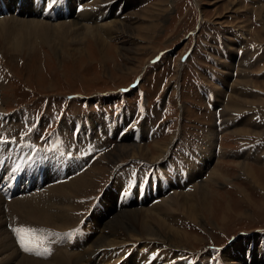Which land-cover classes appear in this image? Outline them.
<instances>
[{
    "label": "rangeland",
    "instance_id": "374dc122",
    "mask_svg": "<svg viewBox=\"0 0 264 264\" xmlns=\"http://www.w3.org/2000/svg\"><path fill=\"white\" fill-rule=\"evenodd\" d=\"M112 1L118 3L115 7L116 16L112 7L107 13L108 18L120 19L124 27L123 31L114 29V35L106 37L107 45L102 50L93 38L84 36L80 28L69 31L58 44H44L35 38L33 50H13L0 39V110L12 111L15 117L16 114H26L32 108L31 113L37 114L33 120H38L34 124L35 129L41 131L48 123L57 122L55 130H60L64 135H69L75 117L90 123L92 118L98 119L104 115L113 121H122L123 129L128 127L124 123L127 120L137 129L143 130L136 142L131 141L129 131H125L118 142L92 134L91 137L99 144L103 142L106 146V142L113 141V145L88 166L92 167L94 162L96 167L91 182L85 183L84 188L80 186L74 189L69 198L76 204L70 211L73 219L69 226H72L92 203V199L101 194L96 199L100 205L90 209L83 228L93 223L100 213H121L132 207V200L127 199L126 207L121 203L118 211H113L116 191L119 192L122 187L121 179L125 174L131 177L130 174L138 173L142 177L153 170L152 163L161 162L166 156L167 159L175 154L185 157L182 148L186 147H196L199 150L198 158L206 139H213L215 154L208 158L201 170L195 166L199 160L193 161L187 168L190 175L186 180L188 184L183 183L182 187L179 184L182 191H188L208 177L210 182L206 185L210 190V211L208 214L201 212L196 222L187 218L180 208L173 209L166 220L175 223V228L189 232L191 236L179 246L173 243L171 248L162 244L159 247L169 250L165 251L169 252L168 255L172 251L176 259L174 264H185L184 260H177V257L181 252L190 251L195 252L197 258H193L189 264H206L204 258L209 254L204 248L211 244L223 245L219 253L226 264L232 260L241 264H264V0ZM8 2L4 0V6ZM78 2L83 3V0ZM106 2L109 4V1ZM159 4L160 12L149 17ZM10 14L9 20L41 17L37 13L18 11L13 1L6 11H0V19ZM65 19L57 17L49 21L57 23ZM196 24L198 28L193 36H187V32ZM52 44L55 45L52 47ZM186 49L190 52L181 61L179 57ZM190 73L196 75L195 80H192ZM134 77L139 78L138 103H134L133 93L137 85L127 86ZM121 88H125L124 91ZM154 97L160 98L158 108L149 106ZM142 101L146 103L145 106ZM232 101L240 104L243 108L241 113L236 114L237 110L228 107ZM35 107L38 109L34 110ZM162 107L164 114H160ZM235 114L236 117L232 116ZM158 119L166 126L164 123L161 125ZM16 121L7 124L11 128ZM108 123L103 124L112 125L110 127L113 129L108 132L112 134L113 130L116 133L118 125ZM240 128L245 129V132H239ZM146 130L151 132L148 137L144 136ZM90 131L93 132V129ZM78 138L81 139L80 134ZM156 140L166 142L168 150L153 162L126 155L113 157L120 143L148 146ZM65 142L68 143V140ZM243 161L250 166L248 170L253 180L237 165ZM213 168H217L222 176H209ZM193 175H198V179L189 182ZM168 176L163 186L170 185L167 189L171 192L167 194H173L176 192L175 187L172 183L168 185V182L175 177ZM47 181L50 180L44 183ZM158 181L162 182L159 179L150 184L152 190V185H157ZM132 192H135V187ZM90 195L92 197L89 200L83 201ZM157 195L162 197L161 193ZM16 198L12 197L9 201ZM0 204V217L4 219L6 201ZM135 238L134 242L139 241ZM129 243L128 240L119 251V246L107 247L103 258L102 251L92 253L86 264H101L111 252L109 262H112L130 248ZM140 245L130 248L129 254L124 253L132 256L133 264ZM72 246L66 251L86 248L83 245ZM53 247L50 248L51 252L60 249L61 253L65 252L61 244ZM163 259L157 260V264H164Z\"/></svg>",
    "mask_w": 264,
    "mask_h": 264
},
{
    "label": "bare ground",
    "instance_id": "6f19581e",
    "mask_svg": "<svg viewBox=\"0 0 264 264\" xmlns=\"http://www.w3.org/2000/svg\"><path fill=\"white\" fill-rule=\"evenodd\" d=\"M3 1L4 0H0V11L6 10L7 6L10 7L11 1H13L14 8H17L18 11L22 10L31 14H44L40 0H9L6 6H4ZM106 1H109V4ZM110 1L111 0H83V3H80L78 2V0H56V3L52 4L51 6H56L57 15L59 17H63V19L66 18L65 21L67 22L61 21L52 23V21L50 22L45 17H38L39 19L34 18L30 20H16L12 18L11 20H9L12 15H5L0 19V39L4 43H6L7 46L9 45L11 49H22L23 51V49L29 50L33 47V40L36 41L35 38H38V41L44 44H58L57 42L62 40L63 36L69 31L80 28L84 31L83 35L93 38L95 40L94 43L98 46V48H101L100 50H102L107 45V42L105 41L106 37H111L112 35H114V29H117L119 31V29L122 30L124 27V23L123 21H120V19L116 17L108 18L107 13L112 7H114L113 14L114 16H116L115 7L118 4L116 1ZM78 3H80L81 5L77 6ZM160 5L161 4H159L158 7L155 8L154 12L149 17L155 15L154 13L158 14L160 12ZM98 15L99 20L97 19ZM146 15L148 16L147 10ZM68 17L69 19H67ZM117 24H119L118 27ZM102 42H106V44L100 46ZM53 45L55 44H52V47ZM100 52L102 53L103 51ZM228 107H231L235 111L237 110L236 114H239L241 113V111H243V108H241L240 104L234 101L230 102L228 104ZM236 114L232 116L236 117ZM234 117H232L231 119L236 120ZM94 125L95 126L92 127L93 129L98 127V123H95ZM102 129H106L107 131H109L113 128L103 125ZM238 131L245 132V129L240 128V130ZM208 139H206L207 141L204 143V147L202 146L200 157H198V163L195 164V166L199 170H201L202 165H204L208 158L215 154L213 151V139ZM166 144V142L158 140L150 143L148 146L142 144L139 146H131L123 142L117 146V150L114 152L113 157L118 158L119 156L126 155L131 157H140L148 160V162H153L156 159L162 157L163 152L168 150V146ZM11 150L13 151L12 147ZM11 156L12 154H10L9 158H5L4 162L2 163V167H4L6 159H11ZM93 164L94 165L92 167L87 168L89 169L87 172H83L81 174H78L77 176L70 177L69 179L67 178L62 183L51 184L48 187L45 186V188L36 195L12 199L11 201H9V203H7L8 201H6V210L5 212L3 211L4 219L0 217V264H86L90 259V254L100 253L102 251L101 257L103 258L105 253H107L105 251L107 247H125L128 240L130 242L129 244H132V242H134V236L137 237L135 238V240H139L138 243L139 245L141 244L140 247H142L143 249H147L149 247L150 250L155 251L161 244L163 246H166L167 248L172 246L173 243L174 245L179 246L180 243L182 244L183 242L187 241V239L191 235H189V232L181 231L175 228V223H170L169 221H167L166 219L168 218V215H170L169 213L173 209L180 208L181 210H183L182 212L186 214L187 218L197 222V216H199L201 212L203 214L204 212H207L208 214V212L210 211V205L208 202L210 190L206 185L208 182H210L208 177L203 181L196 183L194 185V188H190L188 191H182V188H179L180 186L178 184V179L180 178L179 174L178 176L172 174V176L175 177V182H172L176 190L175 193H170L171 195L167 193V195L165 193H161V191H164L167 185L163 186V181H158L157 185H152V192L155 193V195H153V198L157 197L156 202L148 204L149 199L152 198V196L150 195V190H148L147 193L143 194L142 191H144V189L139 192L137 191V188H135L134 196L132 195V197L129 198L126 196V198H122L121 201V203H124L126 207L125 202L127 201V199L132 200V207L128 211L121 213L112 212L111 214L105 215L101 213V215L98 214L97 218L99 221L97 220V218H94L93 223L87 225L84 228L86 230H91L90 235L86 234L84 236H81L83 240L81 244L78 242L74 243L75 246L83 245L84 247L86 246V248L80 247L78 251H66L68 247L62 245L61 248H63L65 252L62 251L61 253L62 249H60V251L58 252L54 250L50 252L49 255H36L35 253H28L21 250L14 243L10 235L11 233H9V230L5 227L7 220L9 219V222L11 221V218L15 217L17 223L32 224V226L42 227L45 229H47V227L63 229L66 228L65 225L67 224V227H69L71 219H73V217H71L70 211L75 207L73 206L74 200L70 201L69 198H71L74 189L85 185V183L88 184L89 182H91L90 180L93 178V176H95L94 173L96 171L95 163L93 162ZM237 165L240 166L241 169L245 171L246 174L253 180V177L248 170L250 168L248 164L243 161L237 163ZM185 173L184 184H188V181L186 180L190 175L187 172ZM209 174H211L209 175L211 177L213 175L216 177H219L221 175L217 168H213V170L210 171ZM43 175L47 176L48 173L44 170ZM197 177L198 175H193L190 178L189 182H193ZM30 180L31 178L29 177L27 181L29 182ZM47 180H52V178ZM255 181L257 183V180ZM170 183L171 181L168 182V185ZM159 192L162 194L161 198H159V195H156V193ZM74 193L76 194V192ZM148 195H150L151 197H148ZM137 196H143L141 200L143 202L147 201L145 202V205L142 201L140 202V205L136 202ZM2 202L3 200L0 203ZM172 205L176 207L174 208L172 207ZM123 210L124 209H122L121 211ZM113 211H115V207L113 208ZM1 212L2 210H0V213ZM119 231H122L121 236L119 235ZM56 245L51 246L56 247ZM111 253L107 257L108 260L106 261L107 258H105V260H103L101 264H114L116 260L118 262L120 261V259L121 261L118 264H133L132 256H126L124 254H120V256H118L115 260L109 262ZM168 254L169 252L163 256L159 255L160 258H164L162 261L164 264L174 258L172 252L170 253V255ZM46 255H48V257ZM159 256H157L150 264H157V260L160 259ZM102 258L100 259L102 260ZM226 260L228 261L229 259ZM218 264L220 263L218 262ZM222 264H226V261H222ZM228 264L241 263L232 260V262H228Z\"/></svg>",
    "mask_w": 264,
    "mask_h": 264
},
{
    "label": "snow or ice",
    "instance_id": "6c2138e0",
    "mask_svg": "<svg viewBox=\"0 0 264 264\" xmlns=\"http://www.w3.org/2000/svg\"><path fill=\"white\" fill-rule=\"evenodd\" d=\"M54 3H56V0H49V6ZM29 131H31V129H29ZM0 143L7 144L8 141L0 138ZM127 194V192H124V196H127ZM12 230L17 237L21 249L28 253H35L36 255L50 254L51 249L47 245L54 241H51L49 238L60 235L59 233L53 232L51 229L35 226L20 225ZM64 235H71V233H65ZM152 256L155 258L157 253H153Z\"/></svg>",
    "mask_w": 264,
    "mask_h": 264
}]
</instances>
